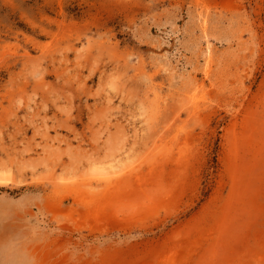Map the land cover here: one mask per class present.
I'll use <instances>...</instances> for the list:
<instances>
[{"label":"rangeland","instance_id":"374dc122","mask_svg":"<svg viewBox=\"0 0 264 264\" xmlns=\"http://www.w3.org/2000/svg\"><path fill=\"white\" fill-rule=\"evenodd\" d=\"M0 264H264V0H0Z\"/></svg>","mask_w":264,"mask_h":264}]
</instances>
